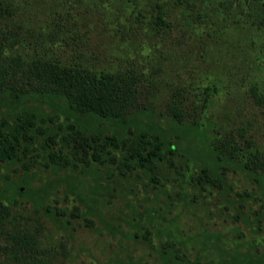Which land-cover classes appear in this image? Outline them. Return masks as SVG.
<instances>
[{
	"label": "rangeland",
	"instance_id": "1",
	"mask_svg": "<svg viewBox=\"0 0 264 264\" xmlns=\"http://www.w3.org/2000/svg\"><path fill=\"white\" fill-rule=\"evenodd\" d=\"M154 1L138 0L135 8L142 6L148 16H156ZM64 2L72 12H86V23L77 28L70 17L67 24L74 30H60L71 42L65 52L55 46L39 51L66 58L82 50L96 66L112 63L113 68L133 72L140 76L141 85L155 90L154 102L161 109L176 86L189 89L215 81L221 90L211 97L209 118L235 134L242 127L244 136L264 148V110L249 93L252 80L264 78V8L258 7L257 0H167L168 25L159 28L137 22L125 0ZM36 14L33 18L38 23L44 15ZM77 31L80 38L75 43L69 36ZM17 50L23 54L32 48ZM190 90L184 93L189 95L186 100L197 99ZM39 159L26 157L29 169L19 162L0 161V185L6 187L9 179L23 184L26 177L32 185L50 183L58 189L51 195L56 198L52 202L67 208L66 216L53 219L44 211L34 212L28 204L21 210L31 224L41 222V245L57 251L60 264H125L129 260L155 264L161 261L158 247L167 239L175 240L184 258L200 264L216 263L228 252L264 264V219L259 226L253 222L264 194L258 181L243 171L229 172L226 191L212 187L194 203L185 204L176 193L181 188L179 173L166 163L155 183L133 171L123 176L116 163L107 162L101 165L100 183L93 188L92 175L55 172ZM67 174L71 181L80 180L78 190L86 194V200L62 192ZM56 178L59 183L53 184ZM74 204L81 209L77 216L70 213ZM220 249L226 253L220 254Z\"/></svg>",
	"mask_w": 264,
	"mask_h": 264
},
{
	"label": "trees",
	"instance_id": "2",
	"mask_svg": "<svg viewBox=\"0 0 264 264\" xmlns=\"http://www.w3.org/2000/svg\"><path fill=\"white\" fill-rule=\"evenodd\" d=\"M137 1L125 0L137 22L152 28L168 25L167 0L154 1L156 16H148L142 6L136 9ZM257 4L264 8V0ZM32 9L44 15L38 23ZM70 17L79 28L88 15L72 12L64 0H0V161L19 162L29 169L26 157H40L55 172L92 175L93 188L100 183L101 165L107 162L116 163L123 176L142 173L155 183L166 163L179 173L181 188L176 193L185 204L194 203L212 187L226 191L229 172L239 170L258 181L264 194V148L244 136L242 127L235 134L209 118L211 97L221 90L215 81L189 89L176 86L161 109L154 102L155 90L141 85L140 76L133 72L113 68L112 63L96 66L82 50L66 58L39 51L54 46L64 51L71 44L60 35L63 27L74 30L67 24ZM69 37L76 43L80 32ZM20 46L32 50L22 54L17 50ZM190 89L199 102L186 100L189 95L184 93ZM249 93L264 110V78H254ZM65 179L64 194L87 199L78 190L80 180L71 181L69 174ZM22 183L9 179L6 187L0 185V264H60L58 252L41 245V222L31 224L21 208L31 205L34 212L44 211L53 219L66 216L68 210L52 202L58 191L54 185H32L26 177ZM58 183L56 178L53 184ZM80 212L78 204L70 211L75 216ZM255 212L253 222L259 226L264 200ZM158 249L161 261L155 264H200L184 258L173 239L163 241ZM226 254L212 264H257L249 256ZM125 264L141 263L129 260Z\"/></svg>",
	"mask_w": 264,
	"mask_h": 264
}]
</instances>
